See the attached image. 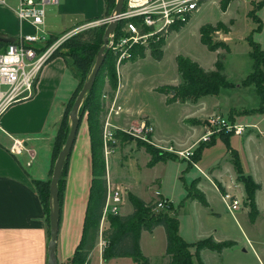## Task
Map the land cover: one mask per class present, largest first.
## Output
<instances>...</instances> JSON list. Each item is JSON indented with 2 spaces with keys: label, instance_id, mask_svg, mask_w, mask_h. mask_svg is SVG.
Instances as JSON below:
<instances>
[{
  "label": "crops",
  "instance_id": "obj_1",
  "mask_svg": "<svg viewBox=\"0 0 264 264\" xmlns=\"http://www.w3.org/2000/svg\"><path fill=\"white\" fill-rule=\"evenodd\" d=\"M113 10L107 8L105 0H60L58 6L49 7L46 10L45 29L49 37L57 36L58 33H67L78 26L107 19L112 15ZM10 13L16 19L14 11L12 10ZM18 24L19 35L24 32V28L28 32L27 34L33 32V29L28 24L20 21H18ZM24 24L26 26H23ZM0 30L5 31L6 34L4 36L9 38V40H14L19 36L14 29H6L5 25L1 23ZM171 33L167 35L165 41L168 40ZM222 36L223 34H221ZM168 44L169 42L162 47V58L159 61L153 58H150V60L143 58L132 63L126 62L123 64L125 71L120 75L121 84L117 93V101L123 107V112L115 120L118 126L128 127L132 124H137L140 118H148L153 122L155 128L156 123L146 107L147 103L135 99V88L138 90L143 88V90L154 93L165 86H177L181 81L177 67V76L172 84L159 82L160 84H151L145 87L143 83L137 82L139 79L143 81L142 76H138V79L134 77L141 72L142 67H139L140 64L144 65V63L151 61L153 64L156 63L160 66ZM201 46L203 55L190 60L198 64L204 71L215 70L214 65L219 54L218 51L212 52L203 44ZM174 60L176 61V59ZM158 68L155 67L152 71L155 72ZM130 71L131 73L133 71L134 74H129ZM134 79L135 82H132ZM75 87L76 81L64 59L55 57L50 59L40 72L34 97L10 106L0 115V264H47L49 225L33 181H47L49 179L54 138L60 126L67 102ZM238 88L239 85H235V88L221 89L218 95L205 96L195 102L187 101L185 103L175 102L170 104V106H181L183 109L182 123L184 122L183 124L187 126L188 131L184 135H173L171 136L172 138L168 135H161L159 132L154 135V141L157 143L174 144L175 142V146L188 148L204 133L203 123L208 116L219 112L225 114V112L232 111L235 113L232 120L243 125H255L258 131L261 132L260 134L256 129L248 128L242 136L229 135L227 139L220 137L215 139L209 146H204L202 151L205 150L203 154L202 151L200 152L196 164H202L204 170L199 168L205 176L198 173L193 167L189 168L190 164L186 161H181L185 164L181 170L182 174H188L191 169L198 173V176L191 174L189 183L196 182L195 188L202 194L207 206L201 205L197 200L187 199V193L186 197L179 201V204H182L179 211L184 209L188 202H197L209 210L210 215L213 216L214 211L210 209V200L217 198L222 202L221 193L225 191H232L238 199L244 200V189L237 180V172L232 163L235 157L239 161L242 174L250 176L260 186V189L255 193V203L258 209V195L262 192L263 187L260 178L261 174H264V136L262 134L264 132V117L259 114L248 116L242 114L243 112L240 114L239 110L242 111V109L248 108L236 107L233 106V103L222 105V103L218 102V98L221 100L223 95L225 96L223 101L229 97V93L225 92H237ZM253 90L255 91V89ZM258 105L250 110L256 109ZM193 122L197 123L194 124ZM10 137L28 140L27 144L35 149L37 155L30 167L26 166L24 157L16 158L9 153ZM215 149L224 152L223 156L225 157L218 158L214 156L212 159L206 160L205 157L210 155ZM113 154L108 159V173L109 162L113 158ZM172 160L175 161V159ZM149 161L150 157L146 163L148 168H150L147 165ZM161 162L163 161L158 163ZM113 171L115 180L122 179L116 174V170ZM123 179V187L122 185L120 186L127 188L130 192L129 195H134L146 203L153 199V196L149 200L143 197L149 194L145 186L143 187L144 190L141 189L135 193V187L133 188L132 184L126 181L128 178L125 180V176H123ZM91 180L90 141L87 128H83L82 133L78 131L65 178L55 250L57 264H67V261L73 256L80 243ZM213 185L216 186L217 190ZM228 187L231 190H227ZM161 195L163 198L170 200L174 206L176 205V202L171 197L163 193ZM132 210L131 204L128 205L125 202L121 209V215H129ZM243 213L249 214L246 210ZM180 214V212L177 214L179 235L187 243H195L208 237H212L215 242L232 241L227 236L217 238L215 233H218V230L207 227L204 222H201L202 219H198L197 225L192 221L191 224L188 221L187 226L182 224L179 220ZM109 227V222H107L103 225L101 232L109 230ZM103 244L104 240L101 233H99L97 243L89 254V264H94V260H96V264H139L131 258H111L103 261ZM139 247L142 256L147 260L146 264H168L169 257L165 253L166 236L162 227H156L150 233L143 231L140 236ZM232 247L226 248L221 252L201 250L199 259L202 264H242L231 260V254L234 253L231 250ZM191 252L192 254L195 253L194 248L191 249ZM225 257L229 258L227 262L224 261ZM193 261L194 264H198L195 257Z\"/></svg>",
  "mask_w": 264,
  "mask_h": 264
},
{
  "label": "trees",
  "instance_id": "obj_2",
  "mask_svg": "<svg viewBox=\"0 0 264 264\" xmlns=\"http://www.w3.org/2000/svg\"><path fill=\"white\" fill-rule=\"evenodd\" d=\"M106 6L109 10H113L115 6V0H105ZM260 5L256 8H252V12L249 17L259 25L254 29L247 37L246 41L249 45L250 52L249 57L252 61V70L241 81V87H254L255 92L259 98V105L252 111L243 112L244 115L259 114L264 115V51L254 41L252 33H259L262 29V24L255 16L258 8L264 6V0L259 2ZM230 4V0H226L221 4L222 11H225ZM136 22V20H134ZM221 31L228 33L229 30L221 24H217ZM206 24L200 28V42L209 51L215 52L219 48L225 49L228 52L226 45L222 42H213L212 33L218 32L220 29L217 27ZM123 22L118 23L115 30V35L120 36ZM106 25L95 26L85 31H80L71 35L64 40L52 53L50 59L55 57H61L64 59L71 75L77 81L75 90L73 91L69 101L67 102L60 126L54 138V148L52 153V166L57 158L58 153L65 144L69 126L68 117L74 100L81 90L83 84L86 82L94 67L97 53L102 46V37ZM179 29V28H177ZM60 36H50L46 45L40 49L45 50L51 44H53ZM168 35V34H167ZM159 37L156 41L149 42L150 55L153 59L159 61L162 58V47L165 43V37ZM9 41L0 40V52H4L8 46ZM60 48H65L67 54L60 52ZM129 58L122 61V64L129 60H136L144 58L145 48L143 46H132L128 49ZM69 56L72 61L67 62L65 57ZM49 59V60H50ZM225 55H218L215 62V70L204 71L198 64L184 57L176 58V67L180 76V84L177 86H168L159 88L162 94H167L169 97L166 100L167 104L175 102L185 103L187 101L195 102L198 99L205 96H216L221 89H231L235 86L227 81L226 76L223 73V63ZM116 57L111 51L105 54L102 66L96 76L92 89L86 94L81 107L78 112L79 119L81 118V112H87V125L88 136L90 141L91 150V170L92 180L89 190V197L85 210V217L83 223L82 236L79 245L77 246L73 256L67 261V264H89V254L94 249L98 237H99V222L102 215V210L105 202L106 195V180H105V162L102 153V123L100 122V111L103 107L101 103V92L103 89L102 80L99 81L101 74L103 73L107 80L112 84V90L116 89ZM100 83V86H99ZM173 93V94H172ZM80 126V124H79ZM120 134V133H119ZM125 136V135H123ZM221 137L227 139L226 135ZM214 140L208 144H201L195 149L194 160H198L199 154L204 146H209ZM145 147L151 148L142 142ZM151 159L148 162V166L151 168L156 163L164 161L167 158H176L169 152L155 154L154 150H149ZM71 155V154H70ZM69 157L64 164L60 180L58 182V201L59 209L61 212L62 197L65 187V178L67 174V168L69 164ZM235 157V156H234ZM233 157V158H234ZM233 165L237 172V180L243 185L246 207L250 208L249 217L253 222L258 215L257 206L255 203V193L260 189V186L256 184L250 176H244L240 169V164L235 157L233 159ZM52 166L49 175H52ZM191 166L189 165V168ZM192 168V167H191ZM188 170V169H186ZM49 183L50 181H33L34 187L37 191L39 199L43 205L45 211V217L49 225ZM196 182L193 181L189 188L187 199L197 200L201 205L207 206V203L200 193L194 191ZM129 202L132 206V213L126 216L118 215L109 217V230L103 231L101 236L104 240L102 248V259L107 261L111 258H131L136 263L146 264L147 260L142 256L139 247V240L143 231L152 232L156 227H162L166 236V255L169 257L168 264H194V257L197 259L198 264H202L199 259V253L201 250H211L215 252H221L226 248L234 246L232 241L215 242L212 237H208L203 240H199L195 243H187L179 235V221L177 214L169 215V212H173L175 208L170 206L165 211L153 212V204L146 203L140 198L134 195H128ZM194 248L195 253L192 254L191 249Z\"/></svg>",
  "mask_w": 264,
  "mask_h": 264
},
{
  "label": "rangeland",
  "instance_id": "obj_3",
  "mask_svg": "<svg viewBox=\"0 0 264 264\" xmlns=\"http://www.w3.org/2000/svg\"><path fill=\"white\" fill-rule=\"evenodd\" d=\"M223 2H226V0H208L201 7L198 13H196L191 18V20L186 26L174 30V32L170 34L168 40L164 43L166 45L169 42L163 54L162 64L158 66V64H153L151 61L144 63V65L140 64L139 67H142L141 72L134 78L138 79V76H142L143 81L142 79H139L137 82L141 84L143 83L145 87L150 86L151 84H160L159 82L172 84L177 76L176 61L174 59L179 56L187 59H196L201 57L203 55V50L200 44V28L206 24L215 27L219 23L226 27L229 32L224 33L223 31H221L223 27L220 28L219 26H216L217 29H220L219 33L215 32L212 33L210 36L212 37L213 42L222 41L228 49V52H225V49L223 48H219L217 50L219 53L218 55H225L223 63V73L225 74L227 81L235 85H240L241 80H243L245 76L249 74V72H251L252 70V61L249 57L250 48L247 44L246 37L259 25L253 20L252 17H249V14L253 11L252 8L257 9L260 3H246L243 0H230V4L228 5L227 9L225 11H222L221 4ZM6 3L8 7H5L0 4V23L5 25L6 29H14L16 34L19 35V20L16 17V19L18 20L17 21L10 13V11H12V9L14 8L15 1L7 0ZM255 16L259 19L260 23L262 24V29L259 33L253 32L252 37L254 41L264 51V6L258 8L257 12H255ZM23 26H26V24H24ZM82 26L73 28L72 30L65 33V35L69 33H71L70 35H73L80 31H85L86 29L88 30L90 28L95 27L84 26V28ZM23 31L24 32L22 34L28 33L25 28ZM5 34V31L0 30L1 41H9V38L4 36ZM61 34L63 33H58L57 36H60ZM221 34H223L222 37ZM164 39H166V37ZM143 47L145 48L144 58L148 60H150V58H153L150 55L149 43L147 46L145 45ZM60 52L64 55L67 54V50L65 48H60ZM65 59L67 62L72 61L69 56H66ZM137 60L139 59L129 60L126 62L132 63ZM123 64L121 63V66L119 67V69H117L115 63L117 75L116 89L114 91L112 90V84L107 80L103 73L99 78V81L102 80L103 82V89L101 92V103L103 104V107L99 114L101 123L104 120V115L106 113L107 107L110 104L111 99L120 89V75L121 73L123 74V71H125ZM155 67L159 68L154 72L152 70ZM132 73L130 71L129 74ZM132 82H135V79ZM253 89V87L246 88L239 86L237 92H225L227 94L229 93V97L223 101V99L225 98V96L223 95L221 96V100L220 98H218V102L222 103V105L233 103V106L248 108L242 109V111L239 110L240 114L241 112H246L248 114V111H252L250 110L252 109V107H256V105L259 104L258 96ZM168 97L169 96L167 94H162L159 91L153 93L151 91L149 92L147 90H143V88L140 90L135 88V99L137 101L142 100L143 102H146V107L154 118V121L156 123V132H154L155 135L157 134V132H159L161 135H168L170 136V138H172L171 136L173 135H184L188 131V128L185 124H183L184 122L182 123L181 116L183 114V109L181 108V106L178 105L170 106V104H166V100L168 99ZM234 114V111H232L225 112V114L219 112L212 115H219L222 117H226L229 120H232V117L235 116ZM81 115L82 116L80 118V126L78 131L82 133L83 128H87L88 132L87 112H81ZM206 119L203 123L204 126L206 123ZM115 120L113 121V123L116 124ZM139 120L142 119L140 118ZM193 123L196 124L197 122ZM68 126L70 127L69 117ZM220 137L221 136L217 138ZM116 138L117 142L114 147L113 158L109 162V180L112 184L115 183L113 185L119 187L121 190H124L126 199L125 202L128 205H130L128 197L130 192L127 188H122V181L124 180L123 176H125V180L128 178L126 180L127 183H131L133 188L135 187V193L143 189V187L145 186L149 194L143 197L146 200H149V198L153 196V199L149 202L151 204L156 200V198L154 197V193L156 191H158L160 194L163 193L164 195L171 197L176 202V205H173V207L177 208H175L173 212H169V215L178 214V212H180L181 214L179 220L182 224H186L187 226L188 221L190 222V224L192 221L195 225H197L198 223L196 222H199L198 219H202L201 222H204L207 227L218 230V233H215V236L217 238H223V236H227V238H230L232 242H234V247H232L231 249L232 251H234V253L231 254V260L242 264H264V174H261L262 176L260 178L263 187L262 192H260V194L258 195V215L256 216L253 222L251 221L249 214L243 213L244 210L248 211V213L250 211V208L246 207L244 202L243 204H241V210L236 211L234 214H231L229 211H227L225 205L217 198H212L210 200V209L214 211L213 216L210 215L209 210L202 207L197 202H188L184 206V209L179 211V209L182 207V204H179V201L181 199H184L186 197V194L188 193L191 174L198 176L199 172L197 173L194 169H191L189 170L190 172L188 174H182L181 170L183 169L185 164L181 162L183 161L181 158L172 153L171 154L176 157L174 158L175 161H173L170 157L164 160L163 162L158 163L156 166L148 168L146 167V163L149 157L151 159V155L148 153L149 150H154L155 154H160L159 152L164 153L166 151L156 148L153 145H150L151 148L145 147V145H143L141 141L127 135L123 136L117 133ZM159 144L161 146H172L174 150L178 151L186 149L175 146V142L174 144ZM204 150L202 151V154ZM223 155L224 152H221L219 149H215L210 153V155H207L205 158L206 160H210L214 156H217L218 158H224L225 156ZM194 161L196 163V160ZM197 165L198 167L203 169L202 164L197 163ZM113 170H116V174H118L122 179L115 180L113 177ZM106 172L107 170L105 171V179ZM50 179L51 175H49L48 180L50 181ZM120 185H122V187ZM194 191L196 193H200L196 188L194 189ZM243 201H245V197ZM227 259L229 258L225 257L224 261L227 262ZM94 264H96V260H94Z\"/></svg>",
  "mask_w": 264,
  "mask_h": 264
},
{
  "label": "built area",
  "instance_id": "obj_4",
  "mask_svg": "<svg viewBox=\"0 0 264 264\" xmlns=\"http://www.w3.org/2000/svg\"><path fill=\"white\" fill-rule=\"evenodd\" d=\"M7 0H0V4L7 6ZM12 9L20 22L28 24L33 32L21 34L14 40H9L4 52H0V115L10 106L27 101L34 97L37 90V82L43 67L48 63L54 50L69 34L63 35L45 50L40 51L46 45L49 35L45 29V15L49 7H56L60 0H14ZM208 0H125L118 22H123L121 35L116 36L115 30L109 35L108 51L116 57V67L119 69L123 60L129 58L128 49L132 46H147L149 42L156 41L159 37L171 33L174 29L186 26L191 18L198 13ZM246 3L261 2L263 0H243ZM136 20V22L134 21ZM110 18L95 21L84 25H106ZM82 26V27H84ZM81 27V28H82ZM84 27V28H85ZM80 28V29H81ZM216 33H219L216 32ZM71 36V35H70ZM40 46V47H37ZM117 93L111 99L102 121V153L106 166V195L99 222V233H102L103 225L109 217L121 215V209L125 203V192L113 185L109 180L108 159L114 153L117 142V133L127 135L143 143L153 145L156 148L173 153L183 161H186L203 176L204 173L194 161L195 149L203 144L210 143L213 139L222 135L242 136L248 128L257 129L255 125H243L226 117L210 115L206 119L204 133L190 147L181 151L174 150L172 146H161L154 141V124L148 118H142L137 124L128 127H120L113 123L122 112L123 107L117 101ZM260 134L261 132L258 131ZM263 134V133H262ZM264 136V134H263ZM9 153L18 158L26 159V166L30 167L35 158L36 151L27 144L28 140L10 137ZM105 179V180H106ZM214 186V185H213ZM216 188V186H214ZM217 190V188H216ZM227 190H231L230 187ZM156 200L153 204V212L165 211L173 206L170 200L162 197L156 191ZM222 203L227 211L234 214L239 211L243 200L238 199L232 191L221 193ZM104 245V244H103ZM103 248V247H102Z\"/></svg>",
  "mask_w": 264,
  "mask_h": 264
},
{
  "label": "water",
  "instance_id": "obj_5",
  "mask_svg": "<svg viewBox=\"0 0 264 264\" xmlns=\"http://www.w3.org/2000/svg\"><path fill=\"white\" fill-rule=\"evenodd\" d=\"M125 0H116L114 10L112 15L109 17L110 22L106 24V28L104 30V34L102 37V46L100 47L94 67L91 71L90 76L83 84L81 90L77 94L72 108L69 113L70 119V127L69 132L65 141L64 146L60 150L57 155V158L53 165L52 175L49 183V243L47 247V264H57L55 258V250H56V241L58 235V228H59V219H60V209H59V201H58V182L60 180L62 170L66 159L71 154L73 149L80 119L78 116L79 109L81 104L86 96V94L92 89L96 76L102 66L105 54L108 52V41L109 35L114 32L116 27L118 26V16L121 14Z\"/></svg>",
  "mask_w": 264,
  "mask_h": 264
}]
</instances>
